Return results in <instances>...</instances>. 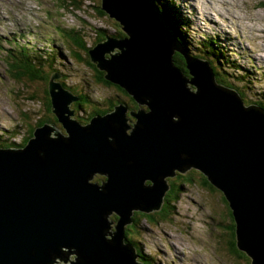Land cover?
Instances as JSON below:
<instances>
[{
	"label": "water",
	"instance_id": "water-1",
	"mask_svg": "<svg viewBox=\"0 0 264 264\" xmlns=\"http://www.w3.org/2000/svg\"><path fill=\"white\" fill-rule=\"evenodd\" d=\"M99 7L128 39L94 45L90 60L149 111L121 101L80 124L69 109L79 98L51 75L47 92L65 133L45 125L25 147L0 149V264H140L123 239L131 210L157 211L167 179L191 169L223 193L238 248L264 264V110L245 107L207 62L184 54L154 0Z\"/></svg>",
	"mask_w": 264,
	"mask_h": 264
},
{
	"label": "rangeland",
	"instance_id": "rangeland-1",
	"mask_svg": "<svg viewBox=\"0 0 264 264\" xmlns=\"http://www.w3.org/2000/svg\"><path fill=\"white\" fill-rule=\"evenodd\" d=\"M172 1L178 3L179 12L190 23L186 45L188 50L192 54L203 55L205 49L213 51L209 47L212 41L215 48L213 52H220L227 62H233V67L227 65L229 67L225 72L236 73L237 69V73L243 72V76L237 75L238 78H235L243 88L241 97L246 96V86L252 83L256 99L258 91H262L260 97L263 100L260 102L264 105V78L260 79L257 75L258 69L264 73V0ZM65 4L66 8H61L58 0H0V43L5 45L11 38H19L20 32H30L37 36L38 45L44 37H48L56 40L60 47L70 48L79 57L73 60L71 56L72 60L68 58L67 65L53 62L51 69L59 68L56 72L65 74L62 79L66 80L64 83L68 90L87 95L91 100L84 103L88 104L87 108L95 106V103L103 106L104 99L113 98L114 101L119 96L116 97L113 87L97 82L95 74L84 61L86 51L82 44L85 48H92L98 37L113 36L111 33L115 34L120 25L105 13L99 12L100 0H71ZM158 9L164 10L172 18L163 4ZM176 28L177 38L187 43V28H178L177 24ZM67 30L81 31V41L76 43L72 35H67ZM190 38H193L192 42ZM5 60L0 49V141L4 145L7 141L17 145L9 147L23 148L20 145L30 128L47 117V113L50 114L45 110L46 97L43 90L44 86L47 90L48 82L44 85L26 79L16 80L13 77L15 72L7 67L9 65ZM244 65L252 68L245 71ZM52 72L43 70L48 81ZM219 76L222 78V75ZM215 83L221 84L219 81ZM245 99L244 104L250 105L251 97ZM193 176L199 181L185 184L182 177H179L177 182L181 184L182 190L175 202L168 206L166 218L157 214L152 216L151 222H146L141 216L135 215L136 226L129 233L131 243L128 246L137 247L138 251L140 249L149 264L248 263L249 256H246L248 260L245 261L232 257L224 243L229 236H221L225 225L219 221L226 222L230 218L227 214L228 202L218 189H209L200 183V173L195 171ZM131 211L134 214L137 210ZM115 215L111 211L106 216L107 222H112L109 224L110 232H115L114 226L119 220V216L115 218ZM225 224L228 226V223ZM127 225L123 226V233ZM105 237L110 239V236ZM123 239L125 241V237ZM73 258H76L75 254L69 255V261L75 262ZM57 264L64 263L57 260Z\"/></svg>",
	"mask_w": 264,
	"mask_h": 264
},
{
	"label": "trees",
	"instance_id": "trees-1",
	"mask_svg": "<svg viewBox=\"0 0 264 264\" xmlns=\"http://www.w3.org/2000/svg\"><path fill=\"white\" fill-rule=\"evenodd\" d=\"M58 1L60 2L61 8H66L65 3L67 1H71V0H58ZM155 2L157 4L158 8H160V7L162 8V4H163V7H167L168 10L167 9L166 10L170 11L172 18L166 12H164V10L163 11L160 10L163 19L167 22L168 25L173 27L174 33H176V35L178 32V30L176 28V24H177L178 28H180V26L182 28H185V27L187 28V31L185 33V39L187 40V43L182 41L180 38H177L178 36L176 37V40L179 44V47L183 51V53L188 55L189 57H191L193 59H200V60L207 62L209 67L211 68L212 73L215 76V79L217 80V82L219 81V82H221L220 85L227 86V87H230V88L236 90L237 93H239L241 96L240 92H242L243 88L240 86L241 83L240 82L237 83V80L235 79V78H238V76H235V77L232 76V78L236 82L235 83V82H233L234 80L230 78L229 74L225 72L226 71L225 69H227V65L232 66L233 62H227L226 59L224 58V56H221L220 52L214 53L213 51L215 50V48H214V43L212 41L209 42V47L213 51H210V49H205L203 55L192 54L186 46V45H188V33H189L188 31H190L189 30L190 23L179 12L178 7H177L178 3L176 1L173 2L172 0H155ZM98 10L100 13H104L100 10V7L98 8ZM115 22L117 24V21H115ZM117 28H118V30L114 34L115 36L114 35L113 36L118 40L119 39H128V35L122 30V28L121 27H117ZM67 35H72V38H74V40H76V43L78 41L80 42L82 39V32L79 30H71L69 32L67 31ZM101 37L102 36L98 37V40H101ZM180 37L182 38L183 36L180 35ZM190 40L192 42L193 38H190ZM82 46H83L84 50L86 51V55L84 57L85 59L84 58L83 59H84V61H86V64L90 67V69L95 74L97 82L99 84H104V85L113 87L116 90V93H115V94H117L116 97L119 96L120 98L117 97L116 101H115V99H114V101H112L113 98L112 99L106 98L103 100L104 101L103 106H98L99 104L95 103V106H97V107L93 106L92 109H88L87 108L88 104L87 105L84 104L85 102L88 103L89 101H91L87 97V95L82 94V93H78V92H74V91L72 92L69 90V92H71L72 94L79 97V100L77 101L78 103L75 102L69 106V109H71V111L73 112V116H72L73 118H75L80 124L85 123L84 121L86 120V122H87L88 119L92 115H96V114L103 115L107 112H110L113 109L114 105L117 104L118 102H121V101L128 104L130 109H133V111H137L139 109H143V110H145V112L149 111L146 106H138L137 103L134 101V99L131 96H129L127 94V92L122 87H120L119 85L112 84L111 82L106 80L104 78L105 73L103 71L99 70L96 67V65L91 62L90 57H89V53H88L89 48H85L84 43L82 44ZM25 49H27V48H23L20 50L17 46L11 47L10 45L8 48L5 49L7 51V53L12 57L14 62H16V64H17V66H10L12 69H14L13 71L15 72V73H13V77L18 81H21L22 79H26L28 81H37L40 84H44V85L47 84L48 77H45L43 70L46 69L48 72L50 70V71H53L51 74H55L57 71V68L55 70L51 69L52 62L50 63L49 61H47L48 59H50V57H47L46 59H43V58L38 57V56L33 57L30 55L31 53ZM23 50H25V51H23ZM66 51H67V53H69L70 57L71 56L73 57V60L79 57V55L75 54L70 48L66 49ZM61 56L65 59V55L63 52L61 53ZM198 56H201V58H198ZM72 57H71V59H72ZM222 57H223V63L221 62ZM173 61H174L175 67L179 68L181 70V72L183 73V75L185 77L189 78L188 72L185 68V63H184L183 58L180 56H177L175 54L173 57ZM223 64H225V66H221ZM219 74L222 75V78H220ZM63 76H65L64 73H62V77ZM42 81H44V83ZM64 81H66V80H63L61 78V83L65 87ZM242 83H244V82H242ZM45 87L46 86H44V89H43V87H41V89L44 90L45 97H46V100H45L46 103H44L45 104V110L47 112H50V114L47 113L48 114L47 117L40 120L39 122L36 123V125L34 124L30 128L29 134H27L25 136L24 141L20 145L22 147H25L28 140L30 138L34 137L35 128H40V127H43L45 125H49V126L54 125L57 129H59V131H61L62 133H65V131L62 127V124L57 121V119H56V117L52 111L51 98H50L49 93L47 92ZM248 90H249V86L247 85L245 91H248ZM242 94H243V92H242ZM249 96L250 95H248L247 93H246V96L243 95L242 96L243 101L246 102L245 98H250ZM73 104H74V106H73ZM256 104L261 106V108H264V105H261L260 101H257L255 99L251 98L250 99V105H256ZM127 116L131 121L130 123L133 124L136 122V119L134 117L130 116L129 114H127ZM5 143L7 145L6 144L4 145L2 143V141H0V148L1 149L9 147V146H17L13 142L9 143L7 141ZM189 171L190 172H187L185 174L178 173L175 175V177L167 179L168 184H169V190L164 194L163 204H161L160 207L157 209L158 211L153 212V213L136 211L133 214L132 218H133L134 223L132 225L128 224L125 228V232H124L125 243H127V244L131 243V241L128 239V236H129L131 229L135 228V226H136V221H135L136 216L135 215L141 216L143 219L146 220V222H148V221L151 222L152 216L157 215V214H159L161 216V218L167 217L166 213L168 212V206L170 205V203L175 202V199L178 197L177 194L180 192V190H182L181 184L177 182V181H179V177H182L181 180H182V182H185V184H189L192 182L199 181L193 176V173L196 171V172L201 174V172L196 170V169H191ZM186 174H188V175H186ZM198 177H199V179H201L200 183L203 186L214 190L215 187L212 186L207 181L206 177H204L202 174H201V176H198ZM104 179H105L104 176H102V177L101 176L100 177L95 176L93 179V182L101 184ZM222 195H223V193H222ZM223 198L225 199L224 195H223ZM225 201H226V199H225ZM227 214H229V217H230V218L228 217L229 218L228 221L227 220H226V222H223L221 220L219 221V223H221V225H225V227H223L224 230H222L223 234H221V236H225V235L229 236L227 241L224 242L226 250L232 257L237 258L238 260H241V261L248 260L246 258V256H248V255L244 251L240 250L237 246V240H236V235H235V221L233 219L230 208H229V213H227ZM117 217L118 216L115 215V218H117ZM225 223H228V226ZM220 239H221V237H220ZM133 246L136 247L135 245H133ZM136 251L137 252L135 253V256H136L135 258L138 261V263L149 264L144 259L145 256L142 253V251H140V249L138 251L137 247H136ZM244 264H251V260L249 259V262L244 263Z\"/></svg>",
	"mask_w": 264,
	"mask_h": 264
},
{
	"label": "bare ground",
	"instance_id": "bare-ground-1",
	"mask_svg": "<svg viewBox=\"0 0 264 264\" xmlns=\"http://www.w3.org/2000/svg\"><path fill=\"white\" fill-rule=\"evenodd\" d=\"M215 1H217V0H215ZM208 2H210V0H208ZM217 27H219V26H217ZM171 28L173 29V27L171 26ZM54 43L56 44V42L54 41ZM259 107V106H258ZM100 177V176H99ZM102 177V176H101ZM134 250H135V248H134ZM136 251V250H135ZM134 258H135V255H134ZM54 264V263H53Z\"/></svg>",
	"mask_w": 264,
	"mask_h": 264
}]
</instances>
